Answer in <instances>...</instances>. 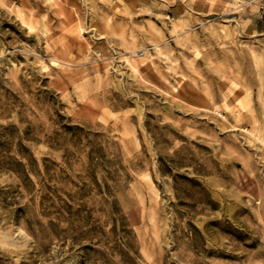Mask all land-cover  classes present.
Instances as JSON below:
<instances>
[{
    "label": "rangeland",
    "instance_id": "obj_1",
    "mask_svg": "<svg viewBox=\"0 0 264 264\" xmlns=\"http://www.w3.org/2000/svg\"><path fill=\"white\" fill-rule=\"evenodd\" d=\"M260 23L264 0H0V264H264Z\"/></svg>",
    "mask_w": 264,
    "mask_h": 264
},
{
    "label": "crops",
    "instance_id": "obj_2",
    "mask_svg": "<svg viewBox=\"0 0 264 264\" xmlns=\"http://www.w3.org/2000/svg\"><path fill=\"white\" fill-rule=\"evenodd\" d=\"M251 31H252L251 34L253 35L264 37V23L255 25L254 28H251Z\"/></svg>",
    "mask_w": 264,
    "mask_h": 264
},
{
    "label": "bare ground",
    "instance_id": "obj_3",
    "mask_svg": "<svg viewBox=\"0 0 264 264\" xmlns=\"http://www.w3.org/2000/svg\"><path fill=\"white\" fill-rule=\"evenodd\" d=\"M126 60H127L128 62H130V61H129L130 59H128V58H127ZM131 61H132V60H131ZM57 62H58V61H57ZM131 65H132V67H135L134 63H131ZM132 69H133V68H132ZM134 70H135V69H134Z\"/></svg>",
    "mask_w": 264,
    "mask_h": 264
}]
</instances>
